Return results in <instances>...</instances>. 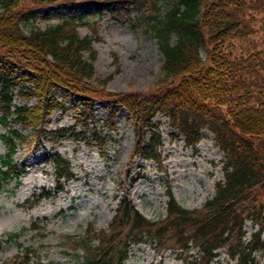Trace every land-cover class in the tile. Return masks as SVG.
<instances>
[{
    "label": "trees",
    "instance_id": "trees-1",
    "mask_svg": "<svg viewBox=\"0 0 264 264\" xmlns=\"http://www.w3.org/2000/svg\"><path fill=\"white\" fill-rule=\"evenodd\" d=\"M82 2L120 20L144 16L162 54L151 87L108 91L106 78L95 74L92 38L79 35L77 20L34 23L47 5ZM57 89L76 95L81 104L72 105L71 126L46 129L51 112L68 107ZM15 96L33 98L35 105L15 103ZM95 99L110 105L101 123ZM120 106L129 111L134 129L132 155L162 162L154 117L163 113L188 146L199 141L203 128L214 134L224 154L223 178L196 208L182 206L168 190L166 213L156 220L123 193L108 226L87 225L79 237L80 264H126L130 245L147 240L157 251L187 254L188 264H211L220 248L235 264H264V0H0V123L31 125L52 142L68 133L103 145L102 130L115 128ZM7 132L1 135L8 149L0 155V188L22 172L13 154L25 136L14 128ZM51 161L57 180L73 176L59 152ZM245 220L255 227L248 236ZM30 255L29 247L22 248L6 264H33Z\"/></svg>",
    "mask_w": 264,
    "mask_h": 264
},
{
    "label": "rangeland",
    "instance_id": "rangeland-1",
    "mask_svg": "<svg viewBox=\"0 0 264 264\" xmlns=\"http://www.w3.org/2000/svg\"><path fill=\"white\" fill-rule=\"evenodd\" d=\"M135 14V12H133ZM69 17L77 20L79 35H90L96 50L93 61L95 74L106 78V89L111 92L144 91L159 75L162 54L149 32L141 14L133 21L120 20L107 10L82 2L43 7L34 23H47ZM138 18V19H137ZM88 51L83 55L87 58ZM201 56L207 54L201 49ZM56 95L64 97L66 109H55L48 117L45 128L71 126L74 123L72 105L79 107L76 95L62 89ZM64 95V96H63ZM35 105L33 98L15 96V103ZM98 123L107 116L109 104L96 99L93 103ZM114 129H103L104 144L70 134L52 145L47 132L37 135L34 127L12 119L0 123V155L7 152L2 134L17 129L24 136L13 154L14 161L23 171L18 178L9 180L0 188V264L6 262L22 247L31 249L33 264H80L82 248L79 237L85 229L108 226L118 198L125 193L148 218L156 220L166 213L167 191L184 207L196 208L212 195L214 184L223 178L224 154L216 145L214 134L202 129V137L194 146H188L176 134L168 117L157 113L154 120L160 132V163L131 154L134 129L130 113L120 106ZM98 126V125H97ZM106 127V125H105ZM54 150L64 155L74 175L69 180H55L53 164L48 159ZM60 181L59 190L56 189ZM43 191H48L49 194ZM247 235L255 227L245 220ZM18 232L9 238L8 233ZM74 239V240H72ZM94 244L97 240H91ZM198 256L195 250H191ZM191 257L179 250L153 248L150 240L130 245L126 264H188ZM264 263V255L260 258ZM211 264H235L224 248Z\"/></svg>",
    "mask_w": 264,
    "mask_h": 264
}]
</instances>
